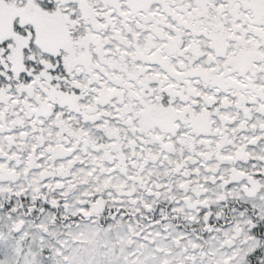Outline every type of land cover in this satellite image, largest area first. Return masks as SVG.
I'll use <instances>...</instances> for the list:
<instances>
[{"label":"snow or ice","instance_id":"snow-or-ice-1","mask_svg":"<svg viewBox=\"0 0 264 264\" xmlns=\"http://www.w3.org/2000/svg\"><path fill=\"white\" fill-rule=\"evenodd\" d=\"M0 264H264V0H0Z\"/></svg>","mask_w":264,"mask_h":264}]
</instances>
